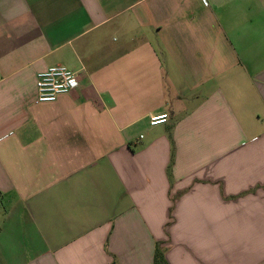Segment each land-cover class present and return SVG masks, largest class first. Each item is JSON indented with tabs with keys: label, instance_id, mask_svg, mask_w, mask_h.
Instances as JSON below:
<instances>
[{
	"label": "crops",
	"instance_id": "0c3cea01",
	"mask_svg": "<svg viewBox=\"0 0 264 264\" xmlns=\"http://www.w3.org/2000/svg\"><path fill=\"white\" fill-rule=\"evenodd\" d=\"M157 251L264 264V0H0V264Z\"/></svg>",
	"mask_w": 264,
	"mask_h": 264
},
{
	"label": "built area",
	"instance_id": "2783aa9c",
	"mask_svg": "<svg viewBox=\"0 0 264 264\" xmlns=\"http://www.w3.org/2000/svg\"><path fill=\"white\" fill-rule=\"evenodd\" d=\"M81 73L63 65H54L36 75V104L55 102L60 96L67 95L79 86ZM150 125L167 122V115L152 116Z\"/></svg>",
	"mask_w": 264,
	"mask_h": 264
},
{
	"label": "trees",
	"instance_id": "16d2710c",
	"mask_svg": "<svg viewBox=\"0 0 264 264\" xmlns=\"http://www.w3.org/2000/svg\"><path fill=\"white\" fill-rule=\"evenodd\" d=\"M155 263L154 264H164L163 254L160 251H157L155 254Z\"/></svg>",
	"mask_w": 264,
	"mask_h": 264
}]
</instances>
